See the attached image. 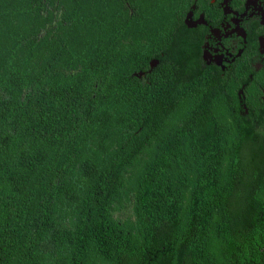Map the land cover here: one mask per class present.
I'll return each instance as SVG.
<instances>
[{
    "label": "trees",
    "instance_id": "16d2710c",
    "mask_svg": "<svg viewBox=\"0 0 264 264\" xmlns=\"http://www.w3.org/2000/svg\"><path fill=\"white\" fill-rule=\"evenodd\" d=\"M186 1L0 0V264H264V112L156 46Z\"/></svg>",
    "mask_w": 264,
    "mask_h": 264
},
{
    "label": "flooded vegetation",
    "instance_id": "af4514ba",
    "mask_svg": "<svg viewBox=\"0 0 264 264\" xmlns=\"http://www.w3.org/2000/svg\"><path fill=\"white\" fill-rule=\"evenodd\" d=\"M180 13L156 46L173 47L166 57L179 68L198 66L232 84L244 119L264 112V0H187Z\"/></svg>",
    "mask_w": 264,
    "mask_h": 264
},
{
    "label": "water",
    "instance_id": "95a60500",
    "mask_svg": "<svg viewBox=\"0 0 264 264\" xmlns=\"http://www.w3.org/2000/svg\"><path fill=\"white\" fill-rule=\"evenodd\" d=\"M158 64V60H153V61H150V68H153V67H156V65ZM144 75V73H134L133 76H136L138 78H141L142 76Z\"/></svg>",
    "mask_w": 264,
    "mask_h": 264
}]
</instances>
